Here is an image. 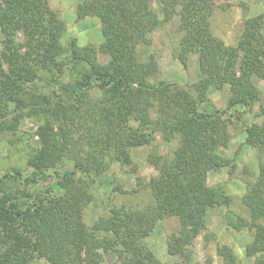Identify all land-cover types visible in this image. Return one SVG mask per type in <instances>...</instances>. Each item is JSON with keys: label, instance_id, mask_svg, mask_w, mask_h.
Wrapping results in <instances>:
<instances>
[{"label": "trees", "instance_id": "obj_1", "mask_svg": "<svg viewBox=\"0 0 264 264\" xmlns=\"http://www.w3.org/2000/svg\"><path fill=\"white\" fill-rule=\"evenodd\" d=\"M162 2V13L168 19L181 11L179 28L182 31L178 29L181 37L174 55L184 61L190 51L200 50L202 39L210 37L206 26L207 36L200 29L210 11L201 0ZM58 14L48 0L0 2L3 45L0 54V140L3 144L0 146L11 148L12 156L14 151L24 149L20 145L23 141L20 126L27 117L38 122V129L29 136L40 138L37 147L27 144L30 150L26 167L10 164L9 171L0 173V264H33L41 259L50 264H84L80 255L82 245L70 231L72 214L65 197H43L32 179L36 174H57L58 185L66 194L67 191L71 194L78 219V237L83 241L88 234L82 232L85 228L80 223L78 171L89 174L94 168H111L116 160L122 163L124 149L118 146V138L126 135L131 146H139L142 144L139 134L144 135L150 127L158 130L167 143L178 138L179 132L187 135L172 154L157 155L152 160L159 171L151 181L156 211L140 214L138 218L129 214L121 218L113 212L101 219L105 231L118 233V224L124 222L134 225L135 232V226L140 230L143 222L155 224L165 208L173 209L182 224L200 225L215 202L230 206L232 199L221 192L215 194L206 183V175L210 169L232 165L233 160L213 152L216 149L213 136L208 139L212 151L206 159L200 158L201 138L199 140L197 131L217 118L229 128L241 119L239 106L250 108L259 101L250 78L253 71L258 73L261 68L251 43L255 33L248 32L264 27V17L246 22V38L239 41L226 59L227 80L232 88L227 108L205 113L197 112L188 102L169 98L167 91L171 89L167 81L154 80L159 74L155 57L139 56L137 47L151 43V26L159 22L149 0L79 1L78 19L97 16L102 23L103 41L99 49L109 55L107 63L99 61L94 46L81 45L75 35L69 36L66 43L62 42L66 24ZM20 33L23 39L19 38ZM202 85L203 82L199 86L201 90ZM97 89L102 92L98 99L93 96ZM250 95L253 96L248 98ZM228 113L235 121L230 117L223 120ZM133 120L138 121V127L132 126ZM85 126L87 132L83 130ZM96 128L102 131L99 137L95 135ZM245 130L256 137L260 153L264 152V124L253 123ZM86 133L87 143H83ZM77 139L82 140L80 151L75 150L80 146ZM67 161L73 168L58 171L57 166ZM124 161L131 163V158ZM25 171H28L26 175ZM243 204L248 208L250 222L238 215L233 223L235 227L258 225L259 234L246 245L245 253L253 259L252 264H264L263 163H260L257 180L247 184ZM187 238L172 234L168 241L169 253L185 256ZM132 243L131 240L128 244L132 250L126 246L127 263L162 264L150 250L143 246L136 249ZM108 244L105 238L102 245L107 247Z\"/></svg>", "mask_w": 264, "mask_h": 264}, {"label": "rangeland", "instance_id": "obj_2", "mask_svg": "<svg viewBox=\"0 0 264 264\" xmlns=\"http://www.w3.org/2000/svg\"><path fill=\"white\" fill-rule=\"evenodd\" d=\"M79 1L81 0H48L50 7L59 13L58 15L66 24L62 42L66 43L69 36L75 35L81 45L94 46L98 50L99 61L107 63L110 59L109 55L99 49L103 41L102 23L97 16L78 19ZM201 1L210 11V16L206 25H201L200 29L207 36L205 32L207 27L210 37L202 39L203 46L200 45V50L190 51L184 61L175 57L174 49L179 46L181 37L178 29L181 26L182 14L180 11L168 19L162 13L164 7L162 0H149L150 6L158 14L159 22L151 26V43L145 46L139 45L137 49L139 56L143 59H149L152 55L155 57L159 74L154 80L167 81V86L171 89L169 92L167 91L169 98L188 102L197 112L213 113L227 108L232 88L227 80L229 78L226 59L238 46L239 41L246 38L244 35L246 22L259 16L264 17V0ZM180 30L182 31V29ZM250 32L255 33L251 43L256 62L261 68L258 73L253 71L250 81L251 86H254L259 94V101L252 104L253 106L251 105L250 108L239 106L242 115L238 121L230 117L229 113L224 115L223 120L230 117L235 121L229 128L225 126L222 119L217 118L209 120L203 130L197 131L199 140L201 138L198 144L200 158L206 159L208 153L212 151L208 139L213 136L216 138V149L213 152L233 160L232 165L210 169L206 175V183L211 189H214L215 194L221 192L232 199L230 206H225L220 201L215 202L200 225L182 224L183 222L173 209L165 208L155 224L148 225L147 222H143V227L140 230L138 225L135 226V232L133 231L134 225L124 222L118 224V233L105 231L102 225L104 221L101 219L110 216L113 212L121 218H125L126 214L138 218L140 214L148 215L156 211L157 202L151 191V181L159 174V171L153 165L152 160L157 155L172 154L179 146L180 140L187 135L179 132L178 138L167 143L162 134L151 127L144 135L139 134L138 138L142 143L139 146H131L126 135H121L118 138V146L124 149L123 158L130 157L131 163L125 162L124 159L122 163L116 160L107 170L94 168L89 174L78 171L79 198L81 199L80 223L85 228L82 232L88 234V237L83 241L78 237V219L71 194L68 191L66 194L65 189L58 185L57 174H36L37 176L33 177L32 181H35V186L43 193V197L55 195L65 197V204L72 214L70 231L76 235L75 239L78 238L79 244L82 245L80 255L84 264H129L127 263L128 248L126 250V246L131 240L134 248L138 249L143 246L150 250L162 264L253 263V259L246 255L245 248L255 235L259 234V227L254 224L235 227L233 223L238 215L250 222L248 208L243 204V197L247 192L248 182L257 180L260 163L264 164V152L260 153L256 137L245 130L253 123L264 124V27L260 30H251L248 33ZM19 38L23 39L21 33ZM2 50L3 45L0 38V54ZM243 54L244 52L241 56ZM238 73L240 74V70ZM202 82L203 90L199 89ZM197 83L200 84L197 86ZM101 93L100 89L94 90V98L98 99ZM252 96L250 95L248 98ZM85 120L86 118L83 120L84 123ZM227 123H229L228 120ZM131 124L133 127H138V121L133 120ZM37 129L38 122L35 119L28 117L23 119L20 126V135L23 141L20 142V145L24 149L20 151L21 153L14 151L12 156L11 148L7 149L6 145L0 146V173L9 171L10 164L26 167L30 150L27 144L30 143V147H37L40 143L38 135L29 136ZM83 130L87 132L86 126ZM55 132H58V128L55 129ZM101 132L99 128H96L95 135L97 134L99 137ZM76 135L78 137V134ZM86 135L87 133L84 135L85 137L83 136L84 138L82 137L83 143H87ZM29 137L32 139L30 140ZM82 140H75L80 145L76 147V151L81 150ZM0 143L3 144L1 140ZM105 161L107 162V160ZM72 168V163L68 161L57 166L60 172ZM27 172L25 171V175ZM27 185L28 187L32 186L31 184ZM51 190L53 193L50 192ZM58 218L61 220L60 214H58ZM174 233L188 236V249L185 256L169 253L168 241ZM105 238L110 242L107 247L102 245ZM128 247L133 249L131 245ZM33 264L50 263L41 259Z\"/></svg>", "mask_w": 264, "mask_h": 264}]
</instances>
